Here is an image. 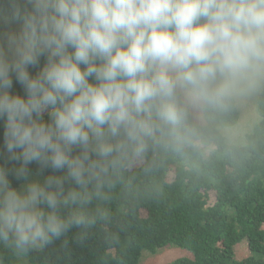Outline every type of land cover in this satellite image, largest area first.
Listing matches in <instances>:
<instances>
[{
	"label": "clouds",
	"instance_id": "clouds-1",
	"mask_svg": "<svg viewBox=\"0 0 264 264\" xmlns=\"http://www.w3.org/2000/svg\"><path fill=\"white\" fill-rule=\"evenodd\" d=\"M0 127V264H120L150 203L264 173V0H0Z\"/></svg>",
	"mask_w": 264,
	"mask_h": 264
},
{
	"label": "trees",
	"instance_id": "trees-1",
	"mask_svg": "<svg viewBox=\"0 0 264 264\" xmlns=\"http://www.w3.org/2000/svg\"><path fill=\"white\" fill-rule=\"evenodd\" d=\"M132 231L134 239L124 244L120 264H139L143 252L155 254L166 245L186 250L188 255L164 264H264V173L204 185L195 193L177 190L147 205ZM239 243L246 248L242 258L235 256ZM29 264L117 262L110 251L102 253L95 243L80 248L71 244L61 247L57 242L45 253L33 255Z\"/></svg>",
	"mask_w": 264,
	"mask_h": 264
},
{
	"label": "rangeland",
	"instance_id": "rangeland-1",
	"mask_svg": "<svg viewBox=\"0 0 264 264\" xmlns=\"http://www.w3.org/2000/svg\"><path fill=\"white\" fill-rule=\"evenodd\" d=\"M246 254L244 243H239L235 247L236 258H242ZM188 255L186 250L180 249L174 245H166L164 248L157 251L155 254L142 253L139 264H164L175 258Z\"/></svg>",
	"mask_w": 264,
	"mask_h": 264
}]
</instances>
